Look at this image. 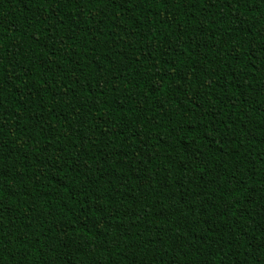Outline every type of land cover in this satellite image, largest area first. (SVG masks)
I'll return each mask as SVG.
<instances>
[{"label":"trees","instance_id":"16d2710c","mask_svg":"<svg viewBox=\"0 0 264 264\" xmlns=\"http://www.w3.org/2000/svg\"><path fill=\"white\" fill-rule=\"evenodd\" d=\"M0 264H264V0H0Z\"/></svg>","mask_w":264,"mask_h":264}]
</instances>
